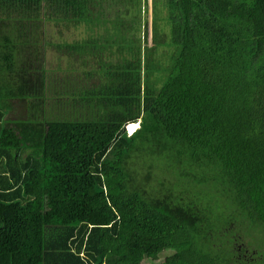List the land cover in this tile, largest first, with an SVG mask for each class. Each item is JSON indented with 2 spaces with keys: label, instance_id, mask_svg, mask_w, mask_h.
<instances>
[{
  "label": "trees",
  "instance_id": "1",
  "mask_svg": "<svg viewBox=\"0 0 264 264\" xmlns=\"http://www.w3.org/2000/svg\"><path fill=\"white\" fill-rule=\"evenodd\" d=\"M47 24L103 27L53 42L109 52L98 83L47 93ZM257 239L264 0H0V264H264Z\"/></svg>",
  "mask_w": 264,
  "mask_h": 264
},
{
  "label": "rangeland",
  "instance_id": "2",
  "mask_svg": "<svg viewBox=\"0 0 264 264\" xmlns=\"http://www.w3.org/2000/svg\"><path fill=\"white\" fill-rule=\"evenodd\" d=\"M166 23L169 27L167 20L164 23V25ZM45 29H46L47 37L52 38L51 40L52 42H50L48 46L44 47V50L42 52L43 56L41 58L42 60H44V63H45L44 67L46 71L48 72V76H49V81H48L49 89L47 90V93L53 90V87H56L57 90H59V92H62L63 88L67 87L68 85L72 86L74 82V78H75V83H77L78 79H80V82H82L83 80H85V78H88V79L90 78L88 83L89 82L98 83L99 82L98 76L96 74H93L92 77H90L91 75L88 74V72L92 71L96 67V63H98V60L100 59V57H102V59H105L106 53L109 54V52L104 51L103 55L99 54L100 57L98 56L96 58H92L88 56L87 59H85L82 56H79V55L77 56L76 53H71L70 55L66 54V52H64L63 50H59L55 46V43L53 42H61L64 40L67 42H73L79 39H84L91 35L96 36L97 34L94 35L95 33L103 32V27L99 26L98 28L94 29L92 25L90 26H86L85 24L84 25H74V26L72 25L68 29L64 30L61 36H59L56 33L55 27L52 26V24H47V26H45ZM151 43H152V39L148 42V45L151 46ZM150 50L147 51V55L145 58V65H143V68L145 69L146 74L151 73V66H150L151 51ZM157 54H158V57L163 58L164 57L163 55L165 54V48H162V47L158 48ZM152 58H153V53H152ZM65 76H68L70 80L66 79V82H65L64 81ZM72 79H73V82L71 83ZM143 82H147V77L144 75V71H143ZM146 85L147 84H145L144 87H146ZM50 86H53V87L50 88ZM65 94L63 95V99H60V100H64V102L66 100L71 101L69 94L67 93V89H66ZM143 94H144V97L148 98V94L146 91ZM61 97L62 96H60L59 98ZM25 107H26L25 103H20V102L14 103L13 108L15 112L12 114H14V116H17V117H24L26 113ZM81 107L82 106L80 104L78 105L76 104L74 106V114H73L71 105L64 103V105L56 106L54 103L51 104L50 100L49 101L47 100L46 105L43 107L44 114H45L44 116L45 117L46 116H51V117L56 116L60 118V117L70 116L73 114V118H74L80 112ZM63 113L66 115H64ZM126 129L128 133H131L133 131L130 129L129 125L126 127ZM263 243H264V240L258 241L257 239L255 243L252 244V246L260 250L263 246ZM167 253L168 252L166 251L165 254ZM160 261L162 262L163 260H160ZM156 263H159V262L158 261L153 262L152 260L144 259L140 264H156Z\"/></svg>",
  "mask_w": 264,
  "mask_h": 264
},
{
  "label": "water",
  "instance_id": "3",
  "mask_svg": "<svg viewBox=\"0 0 264 264\" xmlns=\"http://www.w3.org/2000/svg\"><path fill=\"white\" fill-rule=\"evenodd\" d=\"M150 55H151V58H150V66H151V74H152V51H151Z\"/></svg>",
  "mask_w": 264,
  "mask_h": 264
},
{
  "label": "crops",
  "instance_id": "4",
  "mask_svg": "<svg viewBox=\"0 0 264 264\" xmlns=\"http://www.w3.org/2000/svg\"><path fill=\"white\" fill-rule=\"evenodd\" d=\"M148 12H149V14H150V12H151L150 9L148 10Z\"/></svg>",
  "mask_w": 264,
  "mask_h": 264
}]
</instances>
